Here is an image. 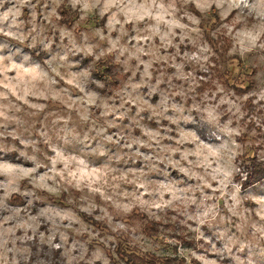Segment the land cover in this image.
Instances as JSON below:
<instances>
[{"label": "rangeland", "instance_id": "374dc122", "mask_svg": "<svg viewBox=\"0 0 264 264\" xmlns=\"http://www.w3.org/2000/svg\"><path fill=\"white\" fill-rule=\"evenodd\" d=\"M162 2V20L185 26L170 43L116 8L0 0V264H52L53 250L125 264L120 244L156 264H264V181L241 185L242 162H264V52L235 51L264 42V25L209 0ZM101 66L120 78L108 94Z\"/></svg>", "mask_w": 264, "mask_h": 264}, {"label": "clouds", "instance_id": "9594fccd", "mask_svg": "<svg viewBox=\"0 0 264 264\" xmlns=\"http://www.w3.org/2000/svg\"><path fill=\"white\" fill-rule=\"evenodd\" d=\"M68 3L71 5L73 10L79 9V11L83 14H91L97 8L100 9L101 13H103L105 10L116 8L119 12H124L126 16L125 22H127V19H135L140 21L144 20L145 17H148L149 19H155L157 21V27L152 29V34L161 35L162 39L166 43H170L171 41L168 38L175 35L173 28L178 27L183 29L185 27L176 21L174 17L170 21L162 20V16L159 13L162 11H167L164 9L162 0L161 2H158V0H144V3L140 5L135 4V0H103L102 6L101 0H68ZM209 3H214L217 8H226V10L239 9L240 14L246 17L255 15L260 21L261 25H264V0H209ZM130 6L137 8V12L133 15H130L129 13ZM169 7H171V5ZM153 9H155V12H153ZM161 22H163L167 27V31L165 33H161L159 30V24ZM13 23H15V21H13ZM63 35L64 33L61 32V37H63ZM76 50L77 49L74 48L73 52ZM39 51L45 54L50 53L51 43L44 44ZM206 51L208 55L205 57V59H208L212 55V52L210 49H206ZM235 51H237L241 57H245L246 55L253 52H264V42H261L257 46L255 40H253L247 45H241V47ZM17 52L20 54L22 64L25 62H31L30 67H39V63L33 59L32 53L24 51L23 49H17ZM51 58L52 60H57L58 58L59 64H65L68 62L67 53L61 54L60 52H56L52 54ZM2 64L3 57H0V65ZM205 111H207V109H205ZM0 115H2V113H0ZM190 123H196L195 118H192ZM64 124L66 128L67 121H65ZM106 139L110 138L106 137ZM85 147H87V145H85ZM49 191L53 190L49 189Z\"/></svg>", "mask_w": 264, "mask_h": 264}, {"label": "trees", "instance_id": "16d2710c", "mask_svg": "<svg viewBox=\"0 0 264 264\" xmlns=\"http://www.w3.org/2000/svg\"><path fill=\"white\" fill-rule=\"evenodd\" d=\"M32 55H36L35 52H32ZM254 73V71L252 72ZM101 80L104 83L103 88H96V90L102 94H108L112 92V88L116 87L120 83L119 75L114 73L112 71L111 66H101V74L99 75ZM250 85L248 87V90L253 87L254 82L249 81ZM247 157V156H246ZM22 163L28 164V162L25 160H22L21 158L18 160ZM242 167L244 169V180L241 181V185L244 189L250 188L253 185L263 182L264 181V162H262L260 159H257L256 156L249 158H246V161L242 162ZM162 224L155 220L147 221L146 224H144L143 233L149 237L154 238L160 234V227ZM178 238H181L179 236H176ZM185 243L188 245H192L193 242L188 241L187 239H183ZM117 253L121 258L124 259L125 264H156V262L150 260V258L158 259L157 256L149 255V254H139L136 250H128L127 248L124 249L123 244H120L117 248ZM178 257H169L167 259L163 258L164 263L162 264H174ZM161 261V259H158ZM51 262L52 264H61V258H59V251L53 250L51 252Z\"/></svg>", "mask_w": 264, "mask_h": 264}]
</instances>
